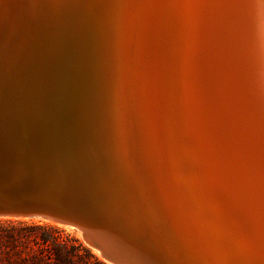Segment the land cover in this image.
Wrapping results in <instances>:
<instances>
[{
    "label": "bare ground",
    "instance_id": "1",
    "mask_svg": "<svg viewBox=\"0 0 264 264\" xmlns=\"http://www.w3.org/2000/svg\"><path fill=\"white\" fill-rule=\"evenodd\" d=\"M215 8L0 0V154L26 187L55 174L63 216L115 264H166L153 234L192 264H264V149Z\"/></svg>",
    "mask_w": 264,
    "mask_h": 264
},
{
    "label": "water",
    "instance_id": "2",
    "mask_svg": "<svg viewBox=\"0 0 264 264\" xmlns=\"http://www.w3.org/2000/svg\"><path fill=\"white\" fill-rule=\"evenodd\" d=\"M215 7L219 30L227 42L224 45L227 65L238 100L264 149V0H215ZM19 173L0 154V216L41 215L87 231L82 224L63 216L66 210L54 194L55 174L40 182L39 187L30 188L19 181ZM101 245L120 260L130 262L119 249L107 243Z\"/></svg>",
    "mask_w": 264,
    "mask_h": 264
},
{
    "label": "rangeland",
    "instance_id": "3",
    "mask_svg": "<svg viewBox=\"0 0 264 264\" xmlns=\"http://www.w3.org/2000/svg\"><path fill=\"white\" fill-rule=\"evenodd\" d=\"M0 221L4 222L0 233L11 230V236L0 237V264H115L78 226L41 215L0 216ZM160 234L165 235L164 231ZM153 237L157 238L153 244L161 247L154 251L166 264H192L164 236ZM101 238L113 248L119 243L111 230L103 232ZM51 252L54 258L49 257Z\"/></svg>",
    "mask_w": 264,
    "mask_h": 264
},
{
    "label": "trees",
    "instance_id": "4",
    "mask_svg": "<svg viewBox=\"0 0 264 264\" xmlns=\"http://www.w3.org/2000/svg\"><path fill=\"white\" fill-rule=\"evenodd\" d=\"M5 222H6L9 226H12V227L14 226V223H13L12 221H5ZM1 223L3 224L4 222H3V221H0V224H1ZM0 231H1V230H0ZM2 231H4V232H1V233H0V237H4V236H8V237H9V236H11V230L3 229ZM42 239H43V243H45V242H46L45 238L42 237ZM52 255H53V252L50 253V256H49V257H50V258H52V257L54 258V256H52ZM90 255H91V254H90ZM56 257H57V258L59 257L58 252H56V254H55V258H56Z\"/></svg>",
    "mask_w": 264,
    "mask_h": 264
}]
</instances>
